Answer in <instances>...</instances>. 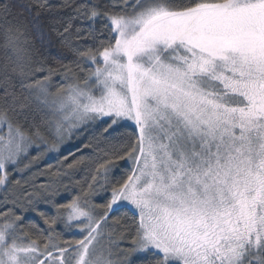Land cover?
I'll use <instances>...</instances> for the list:
<instances>
[{
  "label": "snow or ice",
  "instance_id": "1",
  "mask_svg": "<svg viewBox=\"0 0 264 264\" xmlns=\"http://www.w3.org/2000/svg\"><path fill=\"white\" fill-rule=\"evenodd\" d=\"M0 264H264V0H0Z\"/></svg>",
  "mask_w": 264,
  "mask_h": 264
},
{
  "label": "trees",
  "instance_id": "2",
  "mask_svg": "<svg viewBox=\"0 0 264 264\" xmlns=\"http://www.w3.org/2000/svg\"><path fill=\"white\" fill-rule=\"evenodd\" d=\"M54 51L57 52L59 55H62V56H70L71 55L66 50H62L59 47L54 49ZM64 151H65V154L69 155L70 158H71V154L79 155V153L76 152V148H75V144L74 143L67 144V146L64 147Z\"/></svg>",
  "mask_w": 264,
  "mask_h": 264
},
{
  "label": "rangeland",
  "instance_id": "3",
  "mask_svg": "<svg viewBox=\"0 0 264 264\" xmlns=\"http://www.w3.org/2000/svg\"><path fill=\"white\" fill-rule=\"evenodd\" d=\"M65 146H67V144H66ZM65 146H64V147H65Z\"/></svg>",
  "mask_w": 264,
  "mask_h": 264
}]
</instances>
